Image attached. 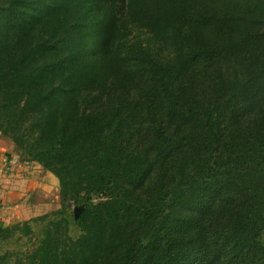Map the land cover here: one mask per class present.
<instances>
[{"label": "trees", "instance_id": "16d2710c", "mask_svg": "<svg viewBox=\"0 0 264 264\" xmlns=\"http://www.w3.org/2000/svg\"><path fill=\"white\" fill-rule=\"evenodd\" d=\"M140 29L210 74L226 51L264 44V0H0V131L62 199L0 228V264H264V129L228 153L240 114L215 116L216 90L184 83L133 40ZM263 89L254 74L228 104Z\"/></svg>", "mask_w": 264, "mask_h": 264}, {"label": "rangeland", "instance_id": "374dc122", "mask_svg": "<svg viewBox=\"0 0 264 264\" xmlns=\"http://www.w3.org/2000/svg\"><path fill=\"white\" fill-rule=\"evenodd\" d=\"M135 35L136 36L133 37L134 41H140L145 44L153 55L160 61L165 62L167 66H173L178 70L180 68L185 69L186 74L183 79L184 83L189 81V83H195L203 89L210 86L212 89L216 90L212 92L213 100L215 102L213 110L215 116H219L228 121V108L232 113L236 110V112L240 114L241 118L239 121L233 119L231 128L233 132L236 133L235 136L228 137V153L235 151L238 154L237 156H239L242 154V149H251L253 147L260 146L255 143H249L245 146L244 144L246 140L253 138L260 130L264 129V89L261 94L256 97H252L251 93L243 92L242 97L244 98L238 102L235 108L228 104V98L233 93L234 89L236 91L238 90L240 85H248L251 83V78L254 74L264 73V44H261V38L254 37L252 45L238 49L234 54H228L227 51L221 54V56L218 57L214 63V71L207 74L210 60L204 62L203 59L194 58L192 61L182 64L179 60V54L176 52L177 48L173 39L156 36L147 29H140L135 32ZM183 54L186 57L190 55L191 52L186 49ZM140 92L141 90L132 88V90H130V95H136L137 97ZM195 105L197 104L186 100L184 102V109L189 110L190 107ZM231 112H229V114H231ZM0 142V158L2 160H6L8 162L15 159L17 165H28L29 172L35 170V172L39 175L43 174L52 178L50 185L43 186L47 194L34 189L33 192L36 195L34 200L40 199V209L42 207L54 208L50 210L47 209L37 215H31V213H29L26 216L16 218L13 217L11 212H8L15 197L12 193L7 194L4 197L6 202L0 203V205H2L1 208L6 211V213L3 214V218H0V228L17 222H22L24 220H30L34 217L60 209L62 207V199L59 178L37 161L29 160L25 156H22L19 145L1 131ZM233 142H238L239 146L233 147L231 145ZM211 163L214 165L228 163L229 167L242 165L243 160L239 157H228V161H226L213 157L211 159ZM250 179L251 177L249 175H242L240 181L248 182ZM81 209L82 205H74V212L76 216H78ZM10 264L14 263L11 262Z\"/></svg>", "mask_w": 264, "mask_h": 264}, {"label": "crops", "instance_id": "0c3cea01", "mask_svg": "<svg viewBox=\"0 0 264 264\" xmlns=\"http://www.w3.org/2000/svg\"><path fill=\"white\" fill-rule=\"evenodd\" d=\"M28 172V165H17L15 159L7 162L0 158V203L6 202L4 197L12 193L15 199L8 212H11L16 218L29 213L37 215L47 209H54L53 207L40 209V199L34 200L36 195L33 192L34 189L47 194L43 186L50 185L52 178L43 174L39 175L35 170ZM1 207L2 205H0ZM5 213L6 211L1 208V219Z\"/></svg>", "mask_w": 264, "mask_h": 264}]
</instances>
